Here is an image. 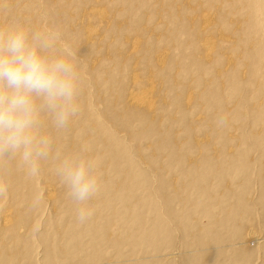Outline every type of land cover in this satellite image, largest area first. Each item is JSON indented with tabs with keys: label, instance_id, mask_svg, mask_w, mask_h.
Instances as JSON below:
<instances>
[{
	"label": "bare ground",
	"instance_id": "1",
	"mask_svg": "<svg viewBox=\"0 0 264 264\" xmlns=\"http://www.w3.org/2000/svg\"><path fill=\"white\" fill-rule=\"evenodd\" d=\"M55 1L59 2L58 8H68L73 11L69 15V22L63 26V32L66 35L74 31L75 38H79L80 42L85 41L84 45L87 48H92L96 54L106 53L100 51L102 47L99 49L96 46L102 41V45L106 47L107 51L109 50L108 58L105 56L106 62L105 60L100 63L92 62L87 73H85L80 60L70 61L68 59L66 52H63L59 47L56 35L50 36L54 43L46 52V54L54 56H65L74 65L78 75L77 100L85 112L84 119L77 121L76 118H73L68 127L58 130L49 119L50 115L47 111H42L40 131L52 139L48 158L58 164L59 160L65 156L81 155V153L72 152L73 144H81L82 151L86 152H84L86 157L94 158L97 161V168L94 169V172L100 181V191L97 195L101 197L93 198L88 202L93 214L87 221L77 226L79 221L76 218L75 205L72 210L71 203H69L68 212L71 214L68 217H60L64 227L59 229V221L49 227L52 234L64 237L67 257L63 264H70L74 258H76L77 264H144V261L142 262L138 260L137 256H134V253L129 257L124 253L127 246H131L132 251L136 252L133 245L139 237L143 239V244H147L149 250L152 251L161 244L172 246L177 243V239L178 242H182L181 245L184 246V249L186 248L187 252L194 248V254L187 257L189 264H209L212 263V260L219 259L218 253L221 252L220 249L223 246L221 240L236 239L242 245V241L251 238L253 233L246 226V221L250 219L248 215L252 211L246 201V194L251 186L252 169L259 163H254L250 158L254 146L259 147L261 152V156H259L263 157L264 163V0H204V10L208 9V11L201 13L198 17H195V13L201 10V5L192 8L198 3V0H187L186 3L184 0H102L109 4V7H89V0ZM73 1H77L76 9H73ZM164 5H177V7L170 15L161 12L155 24L149 25L144 13L158 12ZM58 8L55 12L60 14ZM111 13L117 18L119 17L120 20L122 19L121 22L125 21L127 29L121 27L119 22L117 25L113 21L111 22ZM61 15L53 17L48 10L42 13L39 0H0V27L4 28L19 24L30 32L45 33L46 25L53 28L60 25ZM85 18L92 19L97 24L88 27L74 25L78 20ZM168 23L174 27H171L172 31L181 29L183 34L194 37L195 41L192 42L189 49L183 50L184 54L181 56L185 58L174 57L165 47L156 53L155 63L144 66L138 57L147 51L149 43L143 42L140 38L131 40L128 34L140 25H144V31L150 40L165 42L158 44L159 46L179 45L183 47L171 34L163 37L158 36L160 31L171 30H166L169 26ZM121 36L125 37L124 40ZM117 37L118 39L122 38V42L119 39L117 45L112 44L111 48V42ZM197 43L201 48L200 51L196 50ZM125 49L130 52L128 55L124 52ZM110 52L115 53L113 56H109ZM129 59L134 60L131 63L130 71V62L127 63ZM103 63H105L103 66L97 65ZM176 66H183V68L177 69ZM141 68L150 71V76L142 86ZM155 71L168 74V77L184 83L190 74L198 72V76L193 81L190 75L192 79H189V83L192 86V91L180 96L172 90L164 78L157 79L154 75ZM89 74L91 77L86 78ZM213 76H215V80L211 79ZM208 80L211 82L208 83ZM128 81L132 85L140 86L138 90L129 89L127 93H124L123 85ZM89 82L93 83L95 88L111 93L109 97L107 96L108 99L103 101L108 107L105 111L108 113L103 120L95 116L96 109L92 114L86 109L84 97ZM111 105L115 108L109 109ZM231 105H234L232 109H230ZM174 106L176 109L173 108L167 114L168 108ZM202 106L212 114L211 117L196 112L188 113L189 108ZM165 109L168 110L165 111ZM220 118H224V124H230V128L220 137L212 139L216 141V144L212 143L210 136L204 138L194 136L195 129H197L194 125L195 119L201 126L210 124L213 119V123L216 125ZM109 121L115 122V125H118L117 128L127 127L130 129L131 134L127 139L136 142V150L141 155L145 154L144 142L157 143L155 149L160 153V156L153 155L149 162L154 161L153 163L156 165L161 160V156H164V162H159L160 180L159 186L152 189L154 192L150 190L152 181L146 171L138 170L136 163L129 155V148L126 147H129V141L121 143L117 130L106 128V123ZM73 124H80V132L83 135L90 131L93 125L98 127V135L95 139L97 143L95 147L98 150L94 155H89L94 151L89 148V145L82 144L81 134H77V137L74 138L77 143L63 142L68 139L67 136L70 133L74 132ZM233 126L235 127L232 128ZM132 127H137L140 130L135 133L136 130ZM220 127V125H216L217 129ZM246 129H248V133ZM238 131L244 132L241 138L235 136ZM217 132L219 133V131ZM179 133L186 137L184 145L186 144V153H189L188 158L183 155L182 148L180 149L175 140L177 136L181 135ZM218 133H215L214 136L216 137ZM225 141L227 143L236 141L238 147L234 151L231 148L230 150H219V144ZM196 150L199 151V160L196 158ZM225 155L229 157L226 158ZM228 161L229 163H227ZM106 164L108 165L102 168ZM261 165L258 180L263 194L260 205L264 212V164ZM184 170H188V179L192 181L196 190L198 202L206 200H209V204L215 202L214 206L210 205L212 208L208 205L204 207L205 210L208 209L204 213L205 215L209 214V218L206 229L200 234L193 232L197 228V223L189 218L193 209L189 208L185 202L190 193L170 191L166 196L160 194V191L163 192L164 185L168 187L167 176L171 173H182ZM12 178L18 182L10 185L13 189L8 193L26 188L33 190L38 186L36 185V180H39L38 174L30 176L22 170L17 160L0 158V179L7 183ZM213 179L226 184L225 192H219L216 189L217 185L213 183ZM238 180L242 181L238 189L227 187V184L230 185ZM145 189L146 194L143 192ZM43 190L48 191V188L44 187ZM33 191L35 192V190ZM158 195H162L161 198H163L169 218L175 222L185 238L174 233L162 215H155L146 206L147 200ZM228 196H232V200L237 198L235 204L229 206L225 203ZM51 201L52 198L49 195L40 199V203H35L40 208L42 203L50 204ZM177 202L186 209L177 210L174 208L173 204ZM2 210L3 207H0V213ZM156 210L155 205V212ZM218 211L224 213L226 219L221 220L215 217ZM61 214L63 211L58 210L56 216ZM103 214H108L111 218L108 223L115 222L110 232L102 230L101 225L97 224L98 217L101 215L102 219ZM0 223L7 226L12 224L13 220L10 217H3L0 219ZM247 223L249 224V222ZM24 227L25 224L21 223L17 227L10 228L9 238L16 239L18 244L30 245L35 241V235L25 234V232L23 236L19 235L18 231ZM81 227L90 229L92 237L85 240ZM219 229L226 232L222 233ZM61 231L66 232L60 234ZM111 233L112 236H110ZM163 235L166 236V239L162 242L160 240ZM74 239L78 244L76 255L70 256L69 250L75 244ZM207 239L216 242L211 243L209 247ZM211 249L218 251L215 256L211 254L212 252L210 253ZM113 250L121 252L122 255L110 260V253ZM152 251H150L151 255ZM80 253H87L86 258H80ZM251 254L252 249L248 255ZM11 256L13 259L12 251L9 249L1 254V257L7 260L11 259ZM151 257L150 259H152ZM239 257L240 252L233 255L234 264L237 263ZM23 258L26 260L33 258V252L31 250L26 252L23 254ZM246 260L248 261L244 262H250L251 258ZM185 263L187 264L186 261ZM10 264H16V260H11Z\"/></svg>",
	"mask_w": 264,
	"mask_h": 264
},
{
	"label": "rangeland",
	"instance_id": "2",
	"mask_svg": "<svg viewBox=\"0 0 264 264\" xmlns=\"http://www.w3.org/2000/svg\"><path fill=\"white\" fill-rule=\"evenodd\" d=\"M187 0H184V3H186ZM74 2V6L73 9H76V3L77 1H73ZM183 3V2H182ZM39 4L41 5V12L44 13L45 11H49L50 15L55 17H59L60 14H62V19L60 22V25L57 28H53L50 25H46L44 28V32L45 34H48L49 36H55L58 39V45L60 48H62L61 50L63 52H66V55L68 57V59L70 61H74L76 59L80 60L82 62L83 68L85 70V73L89 72L92 62H96V63H100L102 60H107L108 58V52L106 47L102 45V42L98 45H96L99 49L101 48V52H106V53H98L96 54L92 48H87L84 44L86 43L85 41L80 42L79 38H75L74 36V31H71L68 35H66L63 32V26H65L67 24V22H69V15L71 12H73L72 10L68 9V8H64L62 9L61 7H59V2L55 1V0H39ZM86 8H87V4L85 3ZM197 5H201V10L197 13H195V17H198L201 13L208 11V9L205 11L204 7H205V2L204 0H198V3L193 5L192 8H194ZM89 7H100V6H108L109 4H107L106 2L102 1V0H89ZM177 7V5H164L163 7H161V9L158 12H146L144 13V17L145 19L148 21L149 25H154L155 22L159 19L160 13L163 12L164 14L170 15L173 13L174 9ZM59 9V13H56V9ZM154 10V9H153ZM113 13H111L110 17V21L117 25L118 22L121 23L119 24L121 27L126 28V22L122 21L119 19V17H115V15H112ZM68 15V16H67ZM115 17V18H114ZM120 20V21H119ZM49 23V22H47ZM78 23V24H76ZM167 23V22H166ZM90 24V25H89ZM97 22H95L94 20H90L89 18H85L83 20H78V22H75L74 25L77 26H82V27H88V26H92V25H96ZM169 26L166 30H170L172 27L171 23H168ZM175 26V25H174ZM197 26V25H196ZM174 28V27H172ZM158 32V31H157ZM171 34L176 40L178 44L183 45V47H180L179 45L177 46H159L158 44H162L165 42H161V41H155V40H150L148 38V35L145 33L144 31V25H140L139 27H137L134 31H132L131 33L128 34V36H130L131 40L134 38H140L143 42H148L149 44L147 45V51L138 57V60L143 62L144 66H149L151 63H155L156 62V53L161 50L162 48H168L169 52L171 53V55H173L174 57H179L182 54H184L183 50H187L191 47L192 42L195 41V38L192 36H189L187 34H183L181 29L172 31V29L168 32L160 31L158 32V36H165V35H169ZM124 36V35H123ZM123 40L125 37H123ZM122 38H115V40L113 42H111V48H112V44L114 46L117 45L118 40L120 42H122ZM157 46V47H156ZM197 47V51H200L201 48L199 46V43H197L195 45ZM96 47V48H97ZM152 51V53H150ZM124 52L128 55L130 52L125 49ZM115 52H110L109 56H113ZM106 54V55H105ZM50 55V54H48ZM50 56H54V55H50ZM107 58H106V57ZM152 56V57H151ZM183 58H185L184 56H181ZM200 57H203L202 55H200ZM130 62V63H129ZM134 60L129 59L127 63H129V71L132 69V64ZM105 63L103 64H97L99 66H103ZM177 69H182V67H178L176 66ZM154 75L157 79H161L164 78L167 81V84L172 88V90H174L175 93L179 94L180 96H183L184 94H187L188 92L192 91L190 86L191 84L189 83V79L193 78V81L197 78L198 76V72H195L193 74H190L192 76V78H190V75L187 77V79L184 82H179L176 81L175 79L168 77V74H163V72H158L155 71ZM150 76V71L148 69H142L140 70V77H141V81L142 84L141 86L146 82V79ZM195 76V77H194ZM91 75L89 74L88 76H86V78H90ZM215 76H213L211 79H214ZM215 80V79H214ZM145 81V82H144ZM159 81V80H158ZM211 80H208V83H210ZM89 84V85H88ZM88 87L85 91V103H86V109L89 110V112L92 114L93 111L96 109L97 114H95L96 117H99L100 119H105L106 114L108 112H105L107 110V106L105 105V103L103 102L104 99L107 100L109 95L111 94L109 91L108 93H106V91L102 90V89H97L95 88V85L93 83H88ZM130 86H129V85ZM140 87V86H139ZM137 85H132L131 82H126V84L123 85V91L124 93H127L130 90H138ZM127 89V90H125ZM196 90V89H195ZM215 90V88H214ZM108 96V97H107ZM193 101H195L193 99ZM182 103V102H181ZM249 105V104H248ZM234 107V105L230 106V109H232ZM115 107L113 105H111L109 107V109H114ZM176 107H169V111L167 112V114H169L171 112V110ZM168 109H165V111H167ZM217 109V108H216ZM114 113H117L119 111H111ZM192 112H196L199 114H203V115H207L208 117H211V113L208 112L207 110L204 109V106L202 107H194V108H189L188 109V113H192ZM210 115H209V114ZM85 117V112L82 110V108L80 107V111L79 114L75 117L77 121L84 119ZM49 119H51L49 117ZM52 120V119H51ZM194 121H196V123L194 124L195 127H197V129H195V137H199V138H204L206 136H210L211 140L217 137H220V135H223V132H226L227 129L230 128V124H220L217 123L216 125H220L221 127L219 129L216 128V125H214V119L212 120V122H210V124H204L200 126V123L197 121V119H195ZM81 124V123H80ZM80 124H73L72 127L74 129V132L70 133L67 136V140L63 141L65 143H77L76 140H74V138L77 137V134H81V140L83 141L82 144L84 143L86 146H90L89 148L94 150L92 154L89 155H94V153L98 150L96 146V141L95 139L97 138L98 135V127L96 125H93L92 129L90 131H88L86 134L83 135V133L80 132ZM228 126V127H227ZM118 125H115V122L109 121L106 123V128L107 129H116L117 130V135L118 138L120 140L121 143L125 142L126 140L129 141L127 138L128 136L131 134L130 133V129L127 127H120L117 128ZM235 126H233L232 128H234ZM212 128V130H210ZM216 128V129H215ZM132 129L136 130L134 131L135 133H138L137 127H132ZM250 129V128H249ZM224 130V131H223ZM219 131V133L217 132ZM246 132L248 133V129H246ZM218 133L217 136L215 137L214 134ZM181 133H179L180 135ZM74 135V137H73ZM242 135H244L243 131H238L237 135H235L238 138H241ZM177 136V135H176ZM237 138V139H238ZM178 143V146L180 147L181 151L184 152V156L186 155V157H189V153H186V144L184 145V143H186V137L182 136V134L180 136H177V138L175 139ZM212 143L216 144L215 140H212ZM83 144V145H84ZM156 144L157 143H146L144 142V147L143 150L145 152V154L141 155L138 150H136V142L133 141H129V147H127V149L129 148V155L131 156V158L134 160V162L136 163L137 169H141L143 171H146V173L148 174L151 182V187L150 190L152 192H154L152 189L154 187H158L159 186V176H160V163L164 162V156H161V160H159V162L153 163V162H149V160L152 158V156H160V153L156 151ZM74 149H72L73 153H81L82 156L86 155L84 154L85 151H82L83 147L81 144L78 145H74L73 144ZM219 150L222 149H227V150H235L238 147V142H232V143H227L225 142H221L219 144ZM224 147V148H223ZM253 153L251 152V160L254 163H258L257 165H255L254 169H252L251 172V186L250 189L248 191V193L246 194V201L249 204L250 208H251V213H249L248 217L250 218L249 220L246 221V226L248 227V229L250 230V232H252L253 234L251 235V238H248L247 241H242V245H240V241L233 239V240H221V244H223V246L221 247L220 253L219 254V259L217 260H212V263L209 264H234V258L233 255L236 252H240V257L237 261V263L235 264H264V212L261 209V200L263 199V194L261 191V185L259 183V172H260V167L262 166L261 164L263 163V157L261 156V152L259 150L258 146H254L253 147ZM258 150V151H257ZM257 151V152H256ZM196 158L199 160L200 156H199V151L196 150ZM86 153V152H85ZM259 153V154H258ZM260 155V156H259ZM203 156V155H202ZM201 156V157H202ZM259 156V157H258ZM199 157V158H198ZM226 158H228L229 156H226ZM207 158V157H206ZM210 158V156H209ZM260 159H262V161H260ZM256 160V161H255ZM229 163V161L227 162ZM103 164V163H102ZM101 164V165H102ZM109 164V163H108ZM108 164L104 165L102 168L106 167ZM166 164V163H165ZM57 166V162L50 160L49 158L45 161L41 162V168L40 171L38 173L39 176V180H36V185L37 188H34L33 190H35V192L30 189V188H26V189H21L20 191H12L11 193H8L6 197L4 198H0V207H3L2 212L0 213V219L3 217H10L13 220V223L10 225L5 226L3 223H0V264H10L11 260H16V264H63L65 258L67 257L66 254V249L67 247L64 245V237L60 236V235H55L52 234L49 231V227L55 223H57L58 221L60 222V227L59 229H62L64 227V225L62 224V222L60 221V217L62 216H69L71 213L68 212V207H69V203H71V208L73 210L74 204L72 202V200L67 196V189L65 186H63L60 183V180L58 178V176L55 174V168ZM228 167V166H226ZM190 169V168H189ZM10 171V170H9ZM172 172V171H170ZM187 172V173H186ZM188 174V170H184L182 173L177 172V174H172L167 176V180L169 181L168 187H166L164 185V189L163 192L160 191V194L166 196L168 194V192L170 191H176V192H183L185 194H189L190 196L188 199H185V202H187V205L189 208L193 209V213L190 214L189 218H192L193 222L197 223V228L193 231L194 234H200L201 232H203L206 229V224L208 222V218H209V214H206V210L208 209H204L205 206L208 205V207L210 205L214 206L213 204H209V200L203 201V202H198L199 198L197 197V195L195 194L196 190L193 187L192 181L189 178ZM253 175V176H252ZM18 181L14 180L13 178L10 179L7 184H9V190L13 189L10 185L17 183ZM213 183L216 184L217 186L216 189L219 190V192H225L226 189V184H222L221 182H219L217 179H213ZM242 181L238 180L237 182H234L230 185L227 184V187L231 188H235L238 189L241 186ZM46 187L48 188L47 190H43V188ZM148 188V187H147ZM146 188V189H147ZM224 188V190H223ZM145 190H143V192L145 193ZM187 192V193H186ZM146 194V193H145ZM222 194V193H221ZM38 197H37V196ZM51 196L52 201L50 204H41V207L39 208L38 205H36L35 202H39L40 199L46 198L47 196ZM162 195H158V196H153L151 199L147 200L148 203L146 204V206L148 208L151 209L152 212H154V214H160L163 216V218L165 219L166 223L168 224L170 229H173L174 233H177L179 237L181 238H185V236L178 230V227L176 226L175 222L169 218L167 212H166V208H165V203L163 202V198ZM100 195H97L94 197V199L100 198ZM225 197V196H224ZM232 196H228L226 197L227 200H225V203L227 205H233L235 204L236 199L234 198L233 200L231 199ZM30 200V201H28ZM232 203H231V202ZM162 202V203H161ZM40 203V202H39ZM156 205V212H155V205ZM163 205V208H162ZM93 206V205H92ZM174 208H176L177 210L179 209H186V207H181V204L179 202L173 204ZM212 206H210L212 208ZM58 210H62L63 214L61 215H57L56 213L58 212ZM35 212H38L36 215L33 214ZM108 213H111L109 211H107ZM205 212V213H204ZM204 213V214H203ZM103 218L101 219V215L100 217H98L97 219V224L101 225L102 230L110 232L112 231L113 225L115 224V222L112 221V223H108L109 220V215L108 214H103ZM215 217L224 220L225 218V214L218 211L215 215ZM111 219V218H110ZM220 220V221H221ZM249 222V224L247 223ZM21 223L25 224L24 228H21L18 232L19 235L23 236L24 232L25 234H30V235H35V241L32 242L30 245H24V244H18L17 240L12 238L10 239V232L9 229L12 227H17L18 225H20ZM82 224L81 222H78L77 226ZM199 225V226H198ZM76 226V227H77ZM166 226V225H165ZM233 225L231 224V227ZM167 228V227H166ZM201 230H200V229ZM26 229V231H25ZM82 230V232L84 233V237L85 240H88L89 237H92V232L89 230H87L84 227L80 228ZM199 229L200 232H196V230ZM252 229V230H251ZM220 232H226L225 230L219 229ZM66 231H61V233H65ZM72 233H74L72 231ZM110 236H112V233L110 234ZM114 236V234H113ZM166 239V236L163 235L161 237L160 241H164ZM142 238L137 239L136 242H134L133 247L136 248V252L131 249L130 247H125L124 249V253L125 255H127L128 257L133 255L138 257V260H141L142 262L144 261V264H186L185 261L188 263V258L189 255L192 256V254H194L193 249L191 248L192 251H186V248L184 249V246L181 245L182 242H178V240L176 239L177 243H174L172 246L170 245H166V244H161L157 247L156 250H149V246L146 244H143L142 242ZM193 240V239H192ZM235 240V241H234ZM211 241V242H210ZM226 241V242H225ZM73 242L75 243L73 246H71L70 250H69V255L73 256L76 255V247L78 246V244L76 243V240L74 239ZM216 241H212L211 239H207V246H211V243H214ZM234 242V243H232ZM231 243V244H230ZM209 244V245H208ZM246 245V246H245ZM249 246V247H248ZM252 249V254L248 255V253H250V249ZM11 250L12 251V255H13V259L11 256V259H4L1 257V254L6 251V250ZM166 249V250H165ZM32 251L33 252V258L26 260L23 258V254H25L28 251ZM214 250V249H213ZM211 249L210 253L212 255H216L215 253H217V250L213 251ZM90 251V249H89ZM88 251V252H89ZM152 251V255L154 257H151V252ZM216 251V252H215ZM87 252V253H88ZM193 252V253H192ZM87 253H80L79 257L84 259L87 256ZM158 253V254H157ZM191 253V254H190ZM111 257L110 260H114L115 258H117L118 256L122 255L121 252H117L116 250H113L110 253ZM166 255V257H165ZM150 256L152 259H150ZM157 256V257H156ZM186 258V259H185ZM251 258L250 262H244V261H248L246 259ZM137 259V258H136ZM76 258H74V261H72L70 264H77L76 263Z\"/></svg>",
	"mask_w": 264,
	"mask_h": 264
},
{
	"label": "clouds",
	"instance_id": "3",
	"mask_svg": "<svg viewBox=\"0 0 264 264\" xmlns=\"http://www.w3.org/2000/svg\"><path fill=\"white\" fill-rule=\"evenodd\" d=\"M53 43L48 34L19 24L0 27V158L17 160L30 176L39 173L52 147L51 137L40 131L42 111L58 130L68 127L80 111L77 72L65 56L46 54ZM95 168L94 158L74 154L60 159L54 170L81 223L92 216L88 202L100 191ZM8 191L0 179V198Z\"/></svg>",
	"mask_w": 264,
	"mask_h": 264
}]
</instances>
